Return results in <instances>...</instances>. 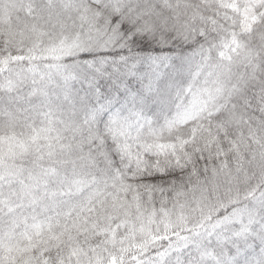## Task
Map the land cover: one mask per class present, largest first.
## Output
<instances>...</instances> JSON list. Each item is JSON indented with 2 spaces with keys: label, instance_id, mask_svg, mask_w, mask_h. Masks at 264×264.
Segmentation results:
<instances>
[{
  "label": "snow or ice",
  "instance_id": "1",
  "mask_svg": "<svg viewBox=\"0 0 264 264\" xmlns=\"http://www.w3.org/2000/svg\"><path fill=\"white\" fill-rule=\"evenodd\" d=\"M0 264H264V0H0Z\"/></svg>",
  "mask_w": 264,
  "mask_h": 264
}]
</instances>
